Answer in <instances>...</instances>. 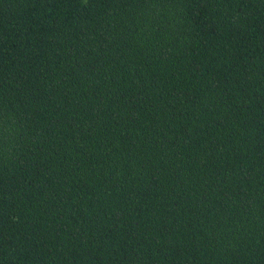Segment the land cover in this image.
I'll use <instances>...</instances> for the list:
<instances>
[{"label": "trees", "instance_id": "obj_1", "mask_svg": "<svg viewBox=\"0 0 264 264\" xmlns=\"http://www.w3.org/2000/svg\"><path fill=\"white\" fill-rule=\"evenodd\" d=\"M0 264H264V0H0Z\"/></svg>", "mask_w": 264, "mask_h": 264}]
</instances>
